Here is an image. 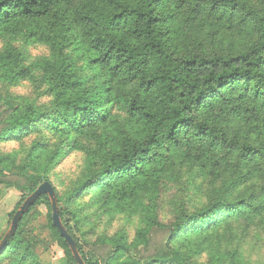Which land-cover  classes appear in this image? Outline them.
<instances>
[{
	"label": "trees",
	"instance_id": "trees-1",
	"mask_svg": "<svg viewBox=\"0 0 264 264\" xmlns=\"http://www.w3.org/2000/svg\"><path fill=\"white\" fill-rule=\"evenodd\" d=\"M186 0H0V35L21 37L25 44H45L50 59L26 64L24 53L7 47L0 52V82L17 84L33 79L48 87L49 110L24 104L0 107V144L20 140L41 127L62 137L85 135L109 121L114 105L128 118L95 160L89 155L85 174L62 199L45 178L28 177L14 166L13 156L0 153V186L18 198L10 219L43 182L54 189L59 217L74 239L85 264H191L197 247L191 235L201 234L232 216L257 212L264 189L249 200L231 201L236 179L195 213L178 211L169 227L143 208L139 194L155 188L167 162L187 165H226L231 156L251 173H264V146L248 139L227 136V123L247 113L264 128V12L245 0H195L192 10L213 15L212 21L234 22L247 28L251 42L237 54H196L180 50L173 33L181 29L178 3ZM205 17V18H206ZM70 51L74 59L67 54ZM85 71L91 78L84 76ZM134 86L129 93L126 88ZM255 124V123H254ZM259 127V126H257ZM39 150L42 145H39ZM53 157L51 158V160ZM92 195L100 206L115 213L140 211L144 225L128 243L123 235L88 243L79 237L80 218L69 209L77 200ZM50 238L42 237L35 223L43 215ZM250 212V213H251ZM166 233L162 242L153 239ZM5 236L0 237V243ZM178 243L177 246L175 244ZM56 247L65 264H76L52 225L51 203L40 196L17 224L15 234L0 248V262L42 264L40 255Z\"/></svg>",
	"mask_w": 264,
	"mask_h": 264
},
{
	"label": "rangeland",
	"instance_id": "rangeland-1",
	"mask_svg": "<svg viewBox=\"0 0 264 264\" xmlns=\"http://www.w3.org/2000/svg\"><path fill=\"white\" fill-rule=\"evenodd\" d=\"M194 1L178 3L177 23L182 19L183 25L181 29L176 28L172 35L173 43L178 49L212 56L237 54L249 45L251 38L247 28L234 22L229 24L218 21V25H215L213 15L206 17L208 14L192 10ZM245 1L264 12V0ZM9 46L24 53L26 64L50 59L52 55L45 44L29 45L21 37L9 39L8 36L0 35V52ZM67 54L74 59L70 51ZM84 76L89 79L91 73L85 71ZM39 77L40 74L35 73L33 79L17 84L0 82V107L8 109L30 103L49 110L53 99L48 87L39 81ZM125 90L131 93L134 86ZM247 117V113H242V118L227 123L226 135L262 143L264 146L263 121L259 120L254 124ZM127 118L124 109L114 105L109 121L94 129L85 130V135L70 134L69 137H62L53 130L41 127L38 133L0 144V153L3 156H13L14 166L9 172L16 173V168H25L28 177L45 178L54 186L57 194L65 199L85 174L89 155L97 161L96 157L101 151H105L106 147H113V137L124 129ZM39 145H42L40 150L36 148ZM259 162L264 169V160ZM245 173L246 169L237 164L236 155L230 157L228 164L220 166L187 165L172 158L160 174L157 186L140 193L138 198L143 208L155 213L160 225L169 227L178 211L195 213L203 209L224 186L236 179L243 180L233 190L231 201L242 198L249 200L252 193L256 194L264 189V173H251L249 178L244 179ZM18 201L19 198L11 190L0 186V237L9 231L12 220L9 217ZM258 202L262 203L257 212L246 209L243 216L229 217L216 227L209 226L201 234L191 235L194 243L190 247L180 248V251L186 253L193 247L199 249L197 255L192 254L191 264H264V197L258 199ZM69 209L80 218L79 237L88 243L118 234L131 243L137 232L144 227L140 211L115 213L108 206H100L90 194L77 200ZM37 210L43 215L35 223V229L42 237L50 238L45 218L46 209L41 206ZM165 237L166 233L157 232L153 239L160 243ZM177 245L178 243L175 244ZM54 249L56 254L51 250L40 255L43 256V264H65L62 252L56 247ZM57 255L61 258L60 261L56 259Z\"/></svg>",
	"mask_w": 264,
	"mask_h": 264
},
{
	"label": "water",
	"instance_id": "water-1",
	"mask_svg": "<svg viewBox=\"0 0 264 264\" xmlns=\"http://www.w3.org/2000/svg\"><path fill=\"white\" fill-rule=\"evenodd\" d=\"M42 195H46L50 200L52 225L57 229L59 235L64 239L76 264H85L82 257L78 253L74 239L69 235L66 228L62 224V221L59 217L55 192L48 182L41 183L36 188V190L25 199V201L21 204L20 208L15 212L11 220L9 231L6 233L0 243V248H2L5 243L9 240V238L15 234L18 222L22 219V217L30 209V207H32L35 201Z\"/></svg>",
	"mask_w": 264,
	"mask_h": 264
},
{
	"label": "crops",
	"instance_id": "crops-1",
	"mask_svg": "<svg viewBox=\"0 0 264 264\" xmlns=\"http://www.w3.org/2000/svg\"><path fill=\"white\" fill-rule=\"evenodd\" d=\"M52 250V252L54 253V254H56V251H55V249H54V247L51 249ZM43 256L41 257V260H42V264H43ZM57 260H61V258H58V255H57V258H56Z\"/></svg>",
	"mask_w": 264,
	"mask_h": 264
}]
</instances>
